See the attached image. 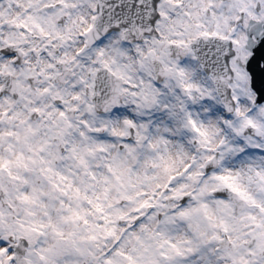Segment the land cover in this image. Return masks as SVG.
Listing matches in <instances>:
<instances>
[{
  "label": "snow or ice",
  "instance_id": "1",
  "mask_svg": "<svg viewBox=\"0 0 264 264\" xmlns=\"http://www.w3.org/2000/svg\"><path fill=\"white\" fill-rule=\"evenodd\" d=\"M0 264H264V0H0Z\"/></svg>",
  "mask_w": 264,
  "mask_h": 264
}]
</instances>
